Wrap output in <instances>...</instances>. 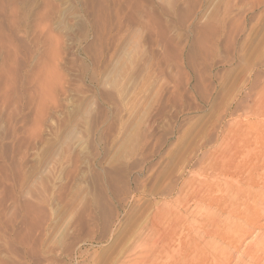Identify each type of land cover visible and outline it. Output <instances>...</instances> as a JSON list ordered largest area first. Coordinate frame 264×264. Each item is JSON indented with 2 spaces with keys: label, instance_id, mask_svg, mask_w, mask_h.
I'll return each instance as SVG.
<instances>
[{
  "label": "rangeland",
  "instance_id": "1",
  "mask_svg": "<svg viewBox=\"0 0 264 264\" xmlns=\"http://www.w3.org/2000/svg\"><path fill=\"white\" fill-rule=\"evenodd\" d=\"M0 264H264V0H0Z\"/></svg>",
  "mask_w": 264,
  "mask_h": 264
}]
</instances>
